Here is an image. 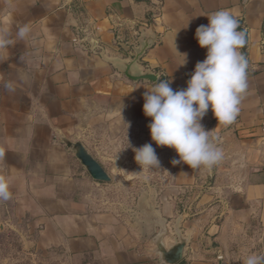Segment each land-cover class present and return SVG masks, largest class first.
<instances>
[{
	"label": "crops",
	"instance_id": "0c3cea01",
	"mask_svg": "<svg viewBox=\"0 0 264 264\" xmlns=\"http://www.w3.org/2000/svg\"><path fill=\"white\" fill-rule=\"evenodd\" d=\"M219 10L247 33L248 88L231 125H218L211 107L201 121L223 159L210 169L173 165L177 153L152 141L143 112L151 82L130 80L111 60L132 59L152 37L141 69L186 89L207 54L196 29ZM84 28L101 49L75 44ZM64 139L81 143L111 181L92 179ZM149 143L160 168L143 171L133 149ZM0 150L19 214L64 264H161L145 208L120 210L106 197L137 184L153 185L146 206L167 220L166 246L177 223L189 239L179 264H227L264 227V0H0Z\"/></svg>",
	"mask_w": 264,
	"mask_h": 264
},
{
	"label": "clouds",
	"instance_id": "9594fccd",
	"mask_svg": "<svg viewBox=\"0 0 264 264\" xmlns=\"http://www.w3.org/2000/svg\"><path fill=\"white\" fill-rule=\"evenodd\" d=\"M207 18L209 24L199 26L195 34L199 46L207 50L206 58L197 62L186 89L174 91L170 81L155 75L156 82L145 87L144 93L143 112L151 119L148 127L152 141L175 150L179 159H173V165L184 163L191 169H210L223 159L222 149L212 142L213 131H207L201 121L211 107L218 125H231L248 88L249 63L240 51L247 43L246 31L239 30V21L229 10L216 11ZM26 32L27 27H21L18 35L23 37ZM180 55L183 66L187 56ZM133 151L143 171L160 168L152 144ZM3 155L0 150V157ZM11 195L8 181L0 176V200L7 201ZM244 264H264V255L251 253Z\"/></svg>",
	"mask_w": 264,
	"mask_h": 264
},
{
	"label": "rangeland",
	"instance_id": "374dc122",
	"mask_svg": "<svg viewBox=\"0 0 264 264\" xmlns=\"http://www.w3.org/2000/svg\"><path fill=\"white\" fill-rule=\"evenodd\" d=\"M115 186L116 190L106 196L110 204L120 210L143 212L148 204L146 196L153 185ZM251 253L264 255V227L251 234V239L242 248L233 251L227 264H244V258ZM0 264H64L59 249L39 246L38 233L32 231L29 218L19 214L12 195L7 201L0 200Z\"/></svg>",
	"mask_w": 264,
	"mask_h": 264
},
{
	"label": "water",
	"instance_id": "95a60500",
	"mask_svg": "<svg viewBox=\"0 0 264 264\" xmlns=\"http://www.w3.org/2000/svg\"><path fill=\"white\" fill-rule=\"evenodd\" d=\"M152 42H154V39L151 37L142 41L138 47L132 48L134 52V57L132 59L111 60V63L116 65L122 75L134 82H156L155 75L159 74L150 70H142L140 67L141 59ZM64 142L67 147L73 151L77 160L83 165L92 179L98 182L111 181L109 174L81 143L70 142L67 139H64ZM145 211L147 216L145 217L144 222L147 225L149 235L153 236L152 243L155 245L153 253L159 258L161 264H179L185 256L189 242V239L181 232L179 223L175 225V233L178 236V240L175 241L173 245L167 247L164 242L168 233L167 220L156 214L153 209L149 208V206H145Z\"/></svg>",
	"mask_w": 264,
	"mask_h": 264
},
{
	"label": "built area",
	"instance_id": "2783aa9c",
	"mask_svg": "<svg viewBox=\"0 0 264 264\" xmlns=\"http://www.w3.org/2000/svg\"><path fill=\"white\" fill-rule=\"evenodd\" d=\"M73 41L75 44L83 46L86 49H101L99 40L93 37L87 28L79 29Z\"/></svg>",
	"mask_w": 264,
	"mask_h": 264
}]
</instances>
